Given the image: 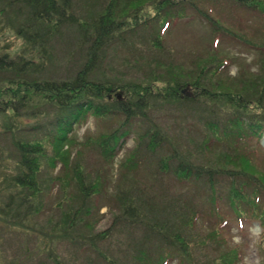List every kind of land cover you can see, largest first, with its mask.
Listing matches in <instances>:
<instances>
[{"label":"trees","instance_id":"16d2710c","mask_svg":"<svg viewBox=\"0 0 264 264\" xmlns=\"http://www.w3.org/2000/svg\"><path fill=\"white\" fill-rule=\"evenodd\" d=\"M186 1L106 0L92 20L73 15L72 0H9L0 9L7 19L6 11L16 2L18 12L24 15L16 24L9 21L14 25L12 31L0 32V135L8 134L13 147H0V222L23 230L20 234L27 240L31 234L35 242L45 240L40 250L50 264H74L58 255L55 244L62 237H80L88 200L102 190L101 174L97 169L87 172L82 163L84 150L94 149L102 161L112 162L114 145L137 121H143L144 128L118 167L134 174L141 162H154V176L160 168V178L168 172L181 181L192 178L205 186V193L195 192L200 197L196 202L192 198L167 199L168 190L161 179L154 181L157 188L144 185L140 189L130 176L129 186L117 191L116 215L126 234L132 227L146 236L138 240V253L131 247L135 254L128 264H138L140 259L142 264H162L173 254L183 264H191V255L196 256L194 264H236L238 248L219 237L226 217L220 216V222L202 237L191 230L202 212L219 210V200L234 212L239 227L246 219L264 227V155L259 144L264 133V31L258 38H247L246 33L225 30L226 37L258 50L259 57L254 74L238 68L230 84L224 83L220 77L227 76L222 69L237 57L214 49L216 55H207L185 68L183 62L164 59L162 42L149 32L154 23L161 24L173 14L174 5ZM233 1L264 18V0ZM208 18L213 27V19ZM73 29L79 34L74 52L78 61L63 77L45 76L54 74L51 68H56L54 35L60 39L63 31ZM220 31L217 29L215 36ZM120 49L125 53L117 61L118 71L123 66L134 75L108 78L105 69H111L110 61ZM181 89L190 90V95H182ZM89 115L121 119L111 130L81 141L74 131ZM181 130L187 135L184 145L174 134ZM188 148L202 154L181 156ZM57 163L62 165L63 181L58 174L49 180L58 181L64 194L55 203L61 218L53 221L47 217L38 225L34 219L43 209L41 195L46 187L42 175L50 173ZM69 188L74 193L67 196ZM108 232L91 231L87 236L97 259L106 264H127L118 263L94 246ZM257 240L264 246V228ZM207 246L212 251L216 246L222 249L213 256ZM6 264H15V260Z\"/></svg>","mask_w":264,"mask_h":264},{"label":"rangeland","instance_id":"374dc122","mask_svg":"<svg viewBox=\"0 0 264 264\" xmlns=\"http://www.w3.org/2000/svg\"><path fill=\"white\" fill-rule=\"evenodd\" d=\"M9 0H0V9ZM73 5L71 12L73 15L83 19L92 20L94 17L97 18L98 14L103 9L106 0H72ZM187 4L199 6V10H203L213 19L216 29L230 28L235 33H246V37L258 38L260 33L264 31V18L257 13L241 8L232 0H188L186 3H178L173 7V15H178L179 18L173 19L170 16L168 24L161 26L159 22L154 23L150 27L149 32L152 36H155L162 42L165 51L164 59L171 58L179 64L183 62L185 68H191L194 61L205 58L207 55L215 54L218 52L225 53L229 56L237 57L231 65L222 69L223 75L227 78L220 77V79L227 84H230V77L234 76L237 69L241 68L245 74H254L257 65L255 60L259 57L256 49L248 47L245 44L232 40L229 37H225L221 34L215 40H212V27L205 17L198 15L192 8L188 7ZM7 19L3 18L0 14V32L2 34L12 31V27L19 20L24 18V15L20 14L17 9V3L14 2L11 5L9 11H6ZM10 21V22H9ZM69 24V23H67ZM66 25V24H65ZM63 26V25H62ZM66 27V26H65ZM165 31V32H164ZM62 32L60 31L58 33ZM164 32V34H163ZM57 33V32H56ZM79 34L76 30L63 31L60 39L54 38L52 40V54L53 64L55 70L54 74H45L48 77H63L66 73V69H72L75 63L78 61V57L74 54L75 45ZM162 37V38H161ZM145 52L144 48L143 51ZM141 52V53H142ZM125 53L123 49L116 52V57L111 59L112 67L109 69L106 67L105 76L111 79L126 78L127 76L134 75L131 69H127L121 66V73L118 71V59ZM223 56V55H221ZM106 60H108L106 58ZM118 67V68H117ZM123 67V68H122ZM216 80H214L215 82ZM217 83V82H216ZM218 86V84L216 85ZM214 85L211 88L216 87ZM210 87V86H209ZM236 87L230 86L233 90ZM190 93V90H188ZM184 95V92H181ZM160 115V114H159ZM121 119L120 117H117ZM116 118H100L94 115H89L79 127L75 129V136L85 141L89 139L88 135H97L102 132L111 130L117 123ZM2 120L0 119V132ZM132 131L127 132L117 144L114 145V156L112 162H104L99 158L94 149L84 150L82 154V163H84L85 169L96 170L101 175V187L100 193L93 194L88 200V210L83 212V221H85V229H81V235L78 239L76 237L64 239L60 238L56 244L55 249L58 255L64 260L74 261V264H88L87 261H91L94 264H106L103 260L97 259V251H93L91 244L87 239L89 232L108 230V234L104 239L95 241L94 246L104 253L111 259L116 260L118 263H129L132 261V255L135 254V250L132 252L134 247L137 251L138 240L144 239L146 234L139 229H130L129 234H126V229L121 228L118 222L116 213L119 211L120 194L118 189L129 186V178L133 176L137 180V184L141 189L146 187H156L154 183L155 177L150 174V171L144 168V164H140L138 171L131 174L124 172L118 163L124 158L130 149L135 145L137 134L141 133L144 128L143 121H137L132 124ZM178 131L177 140L180 144L184 145L187 140V135ZM0 135V147L5 150H13L9 142V135ZM260 151L264 155V133L259 137ZM1 149V148H0ZM202 154L201 152H194L190 148L180 152L181 156L189 154ZM199 159H192L193 162ZM59 163L54 166L53 170L42 175V185L45 187L41 195L43 200V209L40 214L34 219V223L40 224L47 217H52L53 221L60 220L61 211L55 206V203L64 196L62 189L59 186L58 181H50L49 178L53 175L58 174L61 181H63V173ZM151 167V166H150ZM100 168V169H98ZM205 168V167H204ZM64 170V169H63ZM62 173V174H61ZM70 176V174H69ZM93 176V175H90ZM167 183L168 198L181 197V198H192L194 202L200 199L199 194L194 195L195 192L205 193L204 187L199 183L195 182L192 178L189 180L181 181L176 179L172 174H162L161 181ZM49 183V187L47 184ZM218 189L217 186H215ZM67 196L74 193V190L69 188L66 190ZM172 194V195H171ZM75 197V196H74ZM204 199V198H203ZM75 201V200H74ZM76 202V201H75ZM221 211L228 217V221L224 224L225 228L219 233V237L222 236L225 239V243L231 247H237L241 253L240 260L236 264H264V250H261V246L258 244L257 238L263 232V226H260L254 219L242 220L241 229L237 228V222L235 220L234 212L229 206L225 204L223 200L218 201ZM53 204V206H51ZM202 206L206 209V204L202 200ZM75 208V206H74ZM73 208V209H74ZM217 216L212 213L202 212L194 221L192 229L196 235L202 237L208 230L215 226ZM91 224L90 228L88 227ZM50 226V225H49ZM51 231V227H49ZM24 232L15 226H10L7 223L0 222V264H6V261L15 260V264H41L40 261H46L45 263L50 264V261L46 259V254L40 249L44 248L42 242H35V235L31 234L27 240L25 235L20 233ZM141 237V238H140ZM140 238V239H139ZM137 245V246H136ZM47 248V246H46ZM45 248V249H46ZM209 249L208 253L216 255L222 249V246L215 247L212 251L211 246H207ZM197 251L198 248L196 247ZM195 254V250L192 251ZM191 264L195 261L196 256L191 255ZM135 259V258H134ZM133 259V261H134ZM144 260L139 261L138 264H142ZM199 262V260H198ZM177 259L170 257L167 264H176ZM195 263V262H194ZM193 263V264H194ZM180 264V263H177Z\"/></svg>","mask_w":264,"mask_h":264},{"label":"water","instance_id":"95a60500","mask_svg":"<svg viewBox=\"0 0 264 264\" xmlns=\"http://www.w3.org/2000/svg\"><path fill=\"white\" fill-rule=\"evenodd\" d=\"M181 91L183 92V91H184V89H181ZM187 95H189V94H187Z\"/></svg>","mask_w":264,"mask_h":264}]
</instances>
